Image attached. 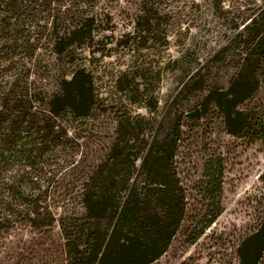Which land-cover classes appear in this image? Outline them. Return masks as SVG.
Instances as JSON below:
<instances>
[{"label":"trees","instance_id":"16d2710c","mask_svg":"<svg viewBox=\"0 0 264 264\" xmlns=\"http://www.w3.org/2000/svg\"><path fill=\"white\" fill-rule=\"evenodd\" d=\"M61 1L0 0V255L14 235L55 231L57 240L22 248L31 251L11 264H152L187 208L175 160L180 120L155 125L149 140L120 120L105 150L84 153L71 122L91 117L99 97L93 75L75 56L93 44L97 17L62 11ZM234 39L245 50L239 71L226 91L210 90L207 101L222 112L228 133L264 139L260 109L244 107L263 77L264 15ZM48 52L75 68L58 69ZM195 78L184 76L183 88ZM140 136L144 149L136 144ZM237 255V264H264V197L260 221L242 237Z\"/></svg>","mask_w":264,"mask_h":264},{"label":"rangeland","instance_id":"374dc122","mask_svg":"<svg viewBox=\"0 0 264 264\" xmlns=\"http://www.w3.org/2000/svg\"><path fill=\"white\" fill-rule=\"evenodd\" d=\"M75 8L97 17L93 44L77 49L75 56L76 65L93 75L99 97L91 117L70 121L71 133L82 135L77 140L84 144V153L105 150L116 138L120 120L135 128L128 129L133 135L144 133L146 140L168 117L180 120L175 160L187 189V208L167 251L152 264H237L240 240L262 214L264 139L228 133L222 112L207 97L213 88L226 91L239 71L245 50L243 44L235 45L234 37L264 15V0L60 2L62 11ZM46 56L62 71L75 68L65 57ZM188 74L196 78L184 89ZM246 106L260 109L264 118V71ZM142 137L136 143L140 149L145 147ZM56 233L14 235L11 251L0 255V264H11L31 251L22 248L57 240Z\"/></svg>","mask_w":264,"mask_h":264}]
</instances>
